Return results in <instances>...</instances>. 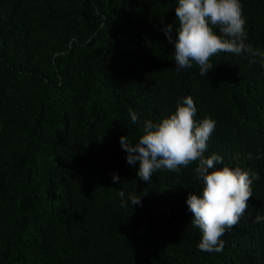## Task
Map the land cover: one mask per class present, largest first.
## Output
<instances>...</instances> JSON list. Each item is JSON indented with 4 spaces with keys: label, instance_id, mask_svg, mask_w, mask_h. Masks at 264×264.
I'll return each mask as SVG.
<instances>
[{
    "label": "trees",
    "instance_id": "1",
    "mask_svg": "<svg viewBox=\"0 0 264 264\" xmlns=\"http://www.w3.org/2000/svg\"><path fill=\"white\" fill-rule=\"evenodd\" d=\"M241 3L245 43L264 52V0ZM176 6L0 0V264H264V221L255 222L264 216V66L221 52L207 76L196 64L178 71L162 31L178 25ZM189 95L197 121L216 124L205 157L253 177L249 207L220 253L197 247L186 203L202 194L196 164L158 170L149 184L120 144L138 142L144 121Z\"/></svg>",
    "mask_w": 264,
    "mask_h": 264
},
{
    "label": "clouds",
    "instance_id": "2",
    "mask_svg": "<svg viewBox=\"0 0 264 264\" xmlns=\"http://www.w3.org/2000/svg\"><path fill=\"white\" fill-rule=\"evenodd\" d=\"M175 12L178 25L168 24L162 31L175 46L173 56L178 71L196 64L200 75L207 76L213 67L211 58L221 52L234 56L246 54L253 57L250 63L259 57L264 66V52L245 43L246 20L241 0H177ZM196 114L192 96L181 97L174 113L158 122H143L138 142L131 143L128 136H121L120 144L127 153L128 164L139 162L138 179L149 184L158 170L179 172L196 164L195 179L202 183V194L190 193L186 203L192 213L191 224L201 233L197 247L201 251L220 253L224 249L221 237L240 223L249 207L253 177L240 167H218L223 165L219 155L205 157L216 124L208 117L197 121ZM128 116L133 124L140 123L138 114L131 108ZM112 179L120 183L118 174L113 173ZM119 197L121 206L125 207L124 191L119 192ZM128 200L132 205H142L141 195L130 194ZM261 221L264 216L257 215L255 222Z\"/></svg>",
    "mask_w": 264,
    "mask_h": 264
}]
</instances>
